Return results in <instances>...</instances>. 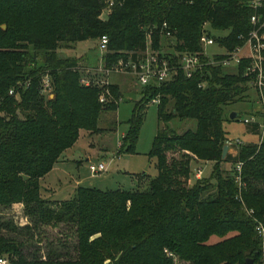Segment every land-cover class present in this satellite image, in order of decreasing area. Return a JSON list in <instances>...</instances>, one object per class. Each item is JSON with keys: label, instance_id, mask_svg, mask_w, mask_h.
Returning a JSON list of instances; mask_svg holds the SVG:
<instances>
[{"label": "trees", "instance_id": "1", "mask_svg": "<svg viewBox=\"0 0 264 264\" xmlns=\"http://www.w3.org/2000/svg\"><path fill=\"white\" fill-rule=\"evenodd\" d=\"M107 5L108 0H0V256H7L8 264H174L175 258L181 264H246L247 257L256 264L264 241L255 229L258 222L264 225V140L244 142L236 154L222 157L228 136L223 121L236 118L225 106L242 99L251 84L245 59L235 72L205 63L191 76L177 68L172 79L141 87L117 151H135L145 106L159 94L158 118L164 124L149 150L157 173L146 187L79 185L70 198L41 196L39 178L80 129L99 130L101 111L115 109L121 95L117 84L108 83L111 96L103 105L100 84L80 81L84 67L77 57L57 54L60 42L105 34L104 67H110L144 51L151 31L153 49L163 50L161 36L173 40V50L165 53L176 64V52L202 49L204 24L211 35L209 27L228 30L212 35L226 49L240 43L253 12L246 0ZM163 21L170 36L162 31ZM39 50L45 51L42 62ZM172 117L195 118L197 126L176 132L167 123ZM257 128L253 122L251 129ZM239 160L241 186L234 176ZM194 161L210 162L209 175L192 179ZM222 162L231 167L224 169ZM16 202L23 204V223L1 213ZM61 224L63 236L48 240L42 255L43 228ZM213 236L218 239L210 241Z\"/></svg>", "mask_w": 264, "mask_h": 264}, {"label": "rangeland", "instance_id": "2", "mask_svg": "<svg viewBox=\"0 0 264 264\" xmlns=\"http://www.w3.org/2000/svg\"><path fill=\"white\" fill-rule=\"evenodd\" d=\"M102 16L104 17L105 13H102ZM3 25L5 24H2V27H4ZM209 28L214 36L223 35L228 31L227 29ZM147 37L148 39H146L152 43L151 31L147 33ZM172 41V39H167L163 36H161L159 40L161 48L169 52L173 50L170 45ZM223 51L224 48L217 42L205 46V53L208 56H213L215 53ZM103 52L104 47L99 44L98 39L80 40L72 44L60 42L57 48V54L59 56L77 57L80 59L79 61L87 65H100L102 63ZM37 56L39 62H42L45 58V51L39 50ZM224 69L227 72H235L236 66L232 62L224 66ZM83 73L87 75L86 71H83ZM110 75L121 87V98L118 99L116 111H112L111 109H104L101 111L98 119L99 130L90 131L81 129L79 131L78 138L65 152L69 158L77 156L79 160H70L62 164L63 169L67 172L68 183L66 182L60 187L58 186L59 188L56 187L54 192L40 190V194L43 198L58 200L57 198L71 196L66 192L74 178H80L81 185H94L105 189H114L118 187L131 189L146 187L149 177L157 173L155 158L149 155V150L158 127L164 124L158 118V104L150 100L145 106V114L139 129L135 151L121 152L117 155V150L120 145L118 142L121 141L122 136L128 129L129 125L127 120L132 114L135 102L142 97V92L132 72L120 69L118 71H113L108 75L109 83H111ZM99 87V96L103 92L105 93L106 100L103 102L101 101L102 104L105 105L111 96L110 87L104 84H100ZM44 91L48 93V89ZM171 103L172 100L169 99L166 109L169 110L171 108ZM258 108L259 101L257 91L255 87L250 84L246 90V95L242 97V99L231 102L225 106L226 113L229 114L230 111H236L238 113L235 119L223 121V127L227 135L230 137H239L243 142L257 141L259 138L258 133H256L257 130L249 128L251 124L244 122L243 119L253 114L256 115V110ZM167 123L168 126L176 132H183L188 128L195 129L197 126V120L192 117L184 119L172 117ZM234 147L235 146L232 148ZM235 148L237 149V147ZM87 153H91V159L89 160H86ZM232 154H236V152ZM98 160L107 162V169L92 177L89 170V163L91 161L98 162ZM221 165L224 169L231 167L229 162H223ZM199 166L202 169L203 176L209 175L211 163L194 161L191 166L192 179L196 177L195 173ZM144 171L148 175H143ZM18 207L17 204L12 205L9 208L2 209L1 213L5 216H12L14 220H18L19 223L24 222L26 221V216L22 215L23 205L20 208ZM20 217L22 218L20 219ZM65 229L63 224L53 228L48 226L43 228L41 234L42 242L39 245L41 246L40 251L42 255L48 248V240L61 238ZM217 239L218 237L213 236L210 241H216ZM174 264H181V261L175 258Z\"/></svg>", "mask_w": 264, "mask_h": 264}, {"label": "built area", "instance_id": "3", "mask_svg": "<svg viewBox=\"0 0 264 264\" xmlns=\"http://www.w3.org/2000/svg\"><path fill=\"white\" fill-rule=\"evenodd\" d=\"M247 4L253 9L249 17L250 28L244 34H240V43L234 45L231 49H226L224 46L223 52L215 54H223L220 58L208 56L205 53V46L217 42L216 39L208 33L206 24L203 26V31L200 35V44L202 49L198 52L181 51L176 52L177 62L173 63L166 55L164 50L153 49L151 47V41L146 39V48L135 58H128L127 60L119 59L115 64L110 67L101 66L100 68L90 70L85 69L86 72H90L91 75H83L80 81L84 84H90L91 82L108 85V75L112 71L129 70L134 76L138 85H155L163 81H167L173 78L177 68H181L187 76H191L194 71L199 69L203 64L210 63L215 65L226 66L234 63L237 66L243 59L247 61L244 74L252 76L250 83L255 87L259 101V115L253 114L250 117H245L244 122L252 124L258 123L257 133L259 135L258 144L264 140V0H246ZM113 0H108L107 9H110ZM162 31L166 36L171 35V31L168 29V24L162 22ZM107 35L103 34L99 37V44L104 47L107 43ZM201 55H205L207 60H202ZM43 89L49 90V79L47 75L43 77ZM13 93V89L9 90ZM100 101H105L106 96L103 92L99 96ZM151 102H159V94L150 99ZM0 114L2 112L0 111ZM121 141L119 142V144ZM243 140L239 137L227 136L225 144L228 147H238L243 144ZM242 161L239 160L235 164V181L239 186L242 185L240 176ZM106 169L105 161L91 162L89 164V170L92 174L99 173ZM202 169L199 166L195 176H201ZM252 209L248 212L250 213ZM256 232L263 238L264 225L261 222L256 224ZM8 257L5 255L0 256V264H8ZM256 264H264V241H262V255L260 260Z\"/></svg>", "mask_w": 264, "mask_h": 264}, {"label": "crops", "instance_id": "4", "mask_svg": "<svg viewBox=\"0 0 264 264\" xmlns=\"http://www.w3.org/2000/svg\"><path fill=\"white\" fill-rule=\"evenodd\" d=\"M69 44H72V43H74V42H68ZM104 53V52H103ZM61 57H73V56H61ZM103 57V56H102ZM80 59H78V62L84 67V71H85V69H90L91 71L92 70H94V69H97V68H100L101 66H104V64H103V62H104V59L102 58V63L100 64V65H93V64H91V65H87V64H85V63H83V62H81V61H79ZM125 71H129V70H125ZM113 72V71H112ZM111 72V73H112ZM131 72V71H130ZM110 80H111V83H114V84H117V86L119 87V90H120V92H121V87H120V85L118 84V82H116V81H114L113 79H112V77H111V75H110ZM136 83V82H135ZM140 89H141V86H140ZM52 94H50V96H51ZM121 96V95H120ZM121 98V97H120ZM119 98V99H120ZM117 107H118V105H117ZM117 107L115 108V109H113L112 111H116V109H117ZM231 112V111H230ZM256 114L257 115H259V108L256 110ZM117 120V119H116ZM250 126V125H249ZM250 128H251V126H250ZM81 130V129H80ZM86 130V129H85ZM251 133V132H250ZM255 133V132H254ZM257 133V132H256ZM122 134H124V133H122ZM252 134V133H251ZM250 139V138H249ZM119 143V142H118ZM73 145V144H72ZM71 145V146H72ZM71 146H69V147H67L66 149H64L63 151H62V153L60 154V156H59V158H58V160L55 162V164L53 165V167L48 171V172H46L43 176H41L40 178H39V185H40V190H48V192H54V189L56 188V187H60L62 184H64V183H68V179H67V172H66V170L65 169H63V167H62V164H63V162H68V161H78L79 159L77 158V156H74V157H68L67 155H66V150L67 149H69ZM227 152H231V154L232 153H234V152H237V149L234 147V148H232V147H228V150H227ZM99 154V153H98ZM119 153H117V155H118ZM91 153H87V156H86V160H89V159H91ZM98 161H100V160H98ZM91 162H93V161H91ZM90 162V163H91ZM95 162V161H94ZM208 162V161H207ZM89 163V164H90ZM210 163V162H209ZM223 163V162H222ZM107 162H106V169H107ZM105 169V170H106ZM104 170V171H105ZM101 172H103V171H101ZM91 173V172H90ZM143 173H146L145 171L143 172ZM96 174H98V173H95V174H92L91 173V176L93 177V176H95ZM79 185H81V181H80V178H74L73 179V181L71 182V184H70V186H69V188H68V191L66 192V193H69V195H71V196H69V197H62V198H57V199H66V198H70V197H72L73 195H74V193H75V191H76V188H77V186H79ZM86 186H94V185H86ZM58 187V188H59ZM95 187H98V186H95ZM98 188H101V187H98ZM119 188V187H118ZM102 189H105V188H102ZM15 204H17L19 207L18 208H20L23 204L21 203V202H16V203H13V205H15ZM17 212V211H16ZM23 215V214H22ZM22 217H20V219H21ZM25 222V221H24ZM21 223H23V222H21Z\"/></svg>", "mask_w": 264, "mask_h": 264}, {"label": "water", "instance_id": "5", "mask_svg": "<svg viewBox=\"0 0 264 264\" xmlns=\"http://www.w3.org/2000/svg\"><path fill=\"white\" fill-rule=\"evenodd\" d=\"M4 27H5V25H3ZM237 112L236 111H231L230 113H229V117L230 118H234V117H236L237 116ZM227 150H228V145L227 144H224L223 145V149H222V157H224L225 155H226V153H227ZM253 263V258H251V257H247L246 258V264H252Z\"/></svg>", "mask_w": 264, "mask_h": 264}]
</instances>
